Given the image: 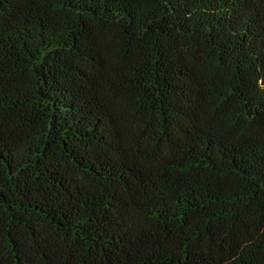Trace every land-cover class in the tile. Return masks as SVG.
Wrapping results in <instances>:
<instances>
[{
  "label": "trees",
  "instance_id": "16d2710c",
  "mask_svg": "<svg viewBox=\"0 0 264 264\" xmlns=\"http://www.w3.org/2000/svg\"><path fill=\"white\" fill-rule=\"evenodd\" d=\"M0 264H264V0H0Z\"/></svg>",
  "mask_w": 264,
  "mask_h": 264
}]
</instances>
